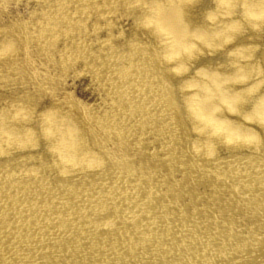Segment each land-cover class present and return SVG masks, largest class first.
I'll use <instances>...</instances> for the list:
<instances>
[{"label":"bare ground","instance_id":"obj_1","mask_svg":"<svg viewBox=\"0 0 264 264\" xmlns=\"http://www.w3.org/2000/svg\"><path fill=\"white\" fill-rule=\"evenodd\" d=\"M0 264H264V0H0Z\"/></svg>","mask_w":264,"mask_h":264},{"label":"snow or ice","instance_id":"obj_2","mask_svg":"<svg viewBox=\"0 0 264 264\" xmlns=\"http://www.w3.org/2000/svg\"><path fill=\"white\" fill-rule=\"evenodd\" d=\"M241 110H242V111H246V108H243V107H242V109H241Z\"/></svg>","mask_w":264,"mask_h":264}]
</instances>
